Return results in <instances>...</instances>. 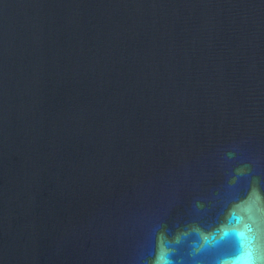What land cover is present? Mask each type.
<instances>
[{"label": "water", "instance_id": "1", "mask_svg": "<svg viewBox=\"0 0 264 264\" xmlns=\"http://www.w3.org/2000/svg\"><path fill=\"white\" fill-rule=\"evenodd\" d=\"M0 264H264V0H0Z\"/></svg>", "mask_w": 264, "mask_h": 264}]
</instances>
